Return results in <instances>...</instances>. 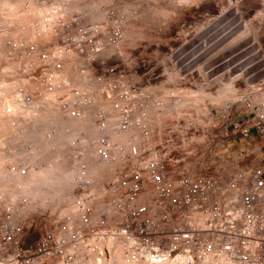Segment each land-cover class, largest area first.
<instances>
[{
  "label": "built area",
  "instance_id": "2783aa9c",
  "mask_svg": "<svg viewBox=\"0 0 264 264\" xmlns=\"http://www.w3.org/2000/svg\"><path fill=\"white\" fill-rule=\"evenodd\" d=\"M141 1L11 11L0 42L24 111L0 120V264H264V102L232 80L221 98L218 73L186 60L202 52L190 38L154 43L164 65L128 64L119 45ZM44 114L62 135L26 130ZM233 132L261 138L262 162L222 157Z\"/></svg>",
  "mask_w": 264,
  "mask_h": 264
},
{
  "label": "rangeland",
  "instance_id": "374dc122",
  "mask_svg": "<svg viewBox=\"0 0 264 264\" xmlns=\"http://www.w3.org/2000/svg\"><path fill=\"white\" fill-rule=\"evenodd\" d=\"M18 1L0 0V40L8 34V20ZM129 14L135 18L126 24L124 38L119 45L128 64L136 60L137 54L146 57L147 66L164 65L165 60L155 58L152 52L154 43L164 47L169 38H190L188 46L195 49L198 42L202 52L186 60L189 63L200 62L218 73L221 98L227 94L228 81L232 80L237 92L246 90L250 100L264 102V0H142L129 7ZM3 52L0 42V117H4L2 125L7 126L6 107L18 113L24 110L13 97V87L21 80L13 79L6 72L12 64L5 63ZM172 52L170 49L168 55ZM236 100H239L238 94ZM237 104V109L244 108L239 102ZM58 116L44 114L40 124L44 117L53 122ZM77 123L79 121L73 122L74 125ZM38 126H28L26 130L37 131ZM64 126L66 124L53 129L56 136L63 134ZM224 143L222 157L226 158L228 152H241V164H257L260 137L247 142L238 132H233ZM89 264H108V260L107 257L92 255Z\"/></svg>",
  "mask_w": 264,
  "mask_h": 264
},
{
  "label": "bare ground",
  "instance_id": "6f19581e",
  "mask_svg": "<svg viewBox=\"0 0 264 264\" xmlns=\"http://www.w3.org/2000/svg\"><path fill=\"white\" fill-rule=\"evenodd\" d=\"M168 49H176V48H168ZM17 79L21 80L20 78H17ZM17 109H18V108H17ZM20 111H21V110H20ZM3 119H4V117H3L2 119H1V117H0L1 123H3V121H4ZM5 119L8 120V117H6ZM43 120H44V122L38 126L37 131H32V133H34V136H35L37 139H40V138H38V137L40 136V133H41L42 131L47 130V129L50 128V127H53V129H55V128H57V126H62V125H64V124L67 125V122H66L64 119H62L60 116H58V118L55 119L53 122H51V121L49 120V118H47V117H44ZM5 122H7V121H5ZM74 122H78V121H74ZM81 122H82V121H79V123H77L76 125H74V126H75V130H76V131H82V132H84L85 134H87V133L89 132V129H88V127L86 126V124L81 123ZM26 128H27V127H26ZM28 131H29V130H28ZM54 140H55V139H54ZM89 259H90V258H89ZM162 264H182V263H180V262H177V263L164 262V263H162Z\"/></svg>",
  "mask_w": 264,
  "mask_h": 264
},
{
  "label": "crops",
  "instance_id": "0c3cea01",
  "mask_svg": "<svg viewBox=\"0 0 264 264\" xmlns=\"http://www.w3.org/2000/svg\"><path fill=\"white\" fill-rule=\"evenodd\" d=\"M172 55H176V49H172ZM170 52V49H168V53ZM262 162V160L259 158L258 161L256 163H260Z\"/></svg>",
  "mask_w": 264,
  "mask_h": 264
}]
</instances>
